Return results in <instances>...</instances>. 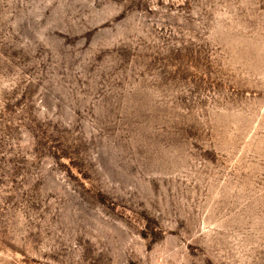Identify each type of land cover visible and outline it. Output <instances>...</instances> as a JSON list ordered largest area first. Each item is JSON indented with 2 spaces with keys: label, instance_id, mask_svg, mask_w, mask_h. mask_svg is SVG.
<instances>
[{
  "label": "rangeland",
  "instance_id": "obj_1",
  "mask_svg": "<svg viewBox=\"0 0 264 264\" xmlns=\"http://www.w3.org/2000/svg\"><path fill=\"white\" fill-rule=\"evenodd\" d=\"M0 264H264V0H0Z\"/></svg>",
  "mask_w": 264,
  "mask_h": 264
}]
</instances>
